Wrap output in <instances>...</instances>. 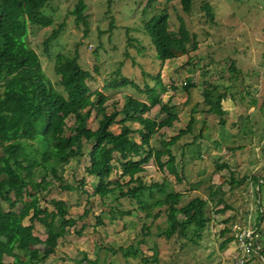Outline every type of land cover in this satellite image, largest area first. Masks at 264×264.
<instances>
[{"label":"rangeland","instance_id":"rangeland-1","mask_svg":"<svg viewBox=\"0 0 264 264\" xmlns=\"http://www.w3.org/2000/svg\"><path fill=\"white\" fill-rule=\"evenodd\" d=\"M74 1L48 0L45 11L52 16L53 22L47 26L28 27L27 41L55 86L56 75L51 67L53 55L57 52L72 54L75 50L79 63L93 76L87 81L90 88L99 89L108 96L105 100L107 111L119 108L125 94L143 98L132 86L103 88L104 77L115 68L133 78L140 87L143 82L154 83L149 74H160L166 87L160 92L161 100L169 99L176 118L169 125L156 128L153 121L166 115L159 105L139 111L148 123L144 130L152 132L150 145L161 146L164 139L185 126L190 115L193 119L190 130L169 146L180 179L167 167H158L152 158L142 163L140 170H131L124 176H119L121 169L117 165L108 170L106 178L120 182L139 177L145 183L165 178L168 187L182 192L180 203L195 195L209 198V190L219 184V191L214 195H222L228 206L216 212L214 209L221 207L223 202L218 205L207 202L205 211L210 219L198 235H190V238L177 233L169 238L156 234L157 227H168L162 208L153 220L144 219L149 233L141 234V220L136 211L108 219L109 208H127L130 203L121 197L116 200L111 196L100 198L92 192L91 183L95 178L84 171L87 158L82 152L64 164L61 171V183L77 186V189H62L58 180L47 176L51 181L48 190L37 193V197L32 193L23 197L25 206L38 201L51 208L50 197L64 199L68 204L67 230L44 256L43 264H78L76 259L83 253L86 258H96L95 264H229L238 252L234 239L222 247L219 242L231 234L232 224L255 228L253 237L258 232L264 234V182L261 178L256 181L250 178V175L264 178V109L258 107L264 94V0H192L188 12L181 10L179 0H153L143 15L140 10L145 0H84L86 33L83 24H76L74 15L69 12ZM202 1L208 2L213 19L210 20L200 7ZM163 7L169 13L171 29L177 25L175 13L183 16L188 29L195 33L197 46L160 64L149 37L142 30V23ZM59 21H63L62 28L45 55L42 39ZM110 21L112 26L108 28ZM128 37H131L129 41ZM231 60L237 72L228 68ZM184 81L189 82L187 90L181 86ZM203 85L213 87L214 96L217 92L224 93L220 100L223 121L206 110L208 104L201 94ZM119 117L117 115L116 119ZM86 123L95 127L93 112ZM126 123L131 128L140 126L137 121ZM110 128L117 132L120 125L115 122ZM132 134L138 140L136 133ZM166 157L163 154L160 160ZM218 163L226 165L216 166ZM230 172L234 178L245 177L233 187H229L228 182L220 184L221 177L229 180ZM20 206L18 203L14 209ZM28 222L25 216L23 223ZM223 227L227 230L220 232ZM33 233L44 238L45 228L33 221ZM142 235L144 240L137 242ZM257 249H264V241L255 244L245 264H264V257L255 253ZM141 255L153 260L143 262L139 259ZM15 258L4 256L3 260L10 264ZM80 264L91 263L84 258Z\"/></svg>","mask_w":264,"mask_h":264},{"label":"trees","instance_id":"trees-1","mask_svg":"<svg viewBox=\"0 0 264 264\" xmlns=\"http://www.w3.org/2000/svg\"><path fill=\"white\" fill-rule=\"evenodd\" d=\"M47 1L0 0V264H9L3 260L4 256L17 257L10 264H43L44 256L67 230L68 204L64 199L50 197L48 202L51 208L40 205L38 201L25 206L23 197L31 193L37 197V193L48 190L51 181L47 176L58 180V186L62 189H77V186L61 183V171L64 164L82 152H85L87 158L84 171L95 178L91 183L92 192L100 198L111 196L116 200L121 197L130 203L127 208H109V220H114L116 214L125 216L136 211L141 220L140 232L147 234L149 230L144 219L153 220L162 208L168 227H157V235L164 238H169L174 233L188 238L193 234L198 235L210 219L205 211L207 202L211 201L213 205L223 202L222 195H214L219 191V184L209 190L208 199L195 195L180 203L182 192L168 187L165 178L160 182L147 183L139 177L120 182L106 178L108 170L117 165L121 169L119 176H124L131 170H140L141 164L152 158L158 167H167L180 179L173 165L174 156L169 146L190 130L192 116L190 115L184 127L164 139L161 146L150 145L152 132L144 130L148 123L140 116L139 111L158 104L166 115L153 121L156 128L169 125L176 118V114L171 111L169 99L161 100L160 92L166 87L161 82L160 74H149L154 83L143 82L140 87L133 78L121 73L118 67L115 68L104 77L103 88L117 89L128 85L143 94V98L125 94L119 108L107 111L105 100L108 96L99 89L90 88L87 81L93 76L79 63L75 50L72 54L57 52L53 55L51 67L56 75L55 86L44 72L37 52L26 37L29 25L47 26L53 22L52 16L45 11ZM152 1L145 0L140 10L141 15L151 6ZM191 2L192 0H179L181 10L188 12ZM84 7V0H75L69 12L74 15L76 24H83V32L86 33ZM200 7L210 20L213 19L208 2L202 1ZM163 8H158L142 23V30L149 37L154 56L160 64L166 59L186 54L197 46L195 33L188 29L183 16L175 13L177 25L175 29H171L169 13ZM62 25L63 21H59L42 39V51L45 55H48L49 46L58 36ZM111 26L112 21L108 28ZM130 39L128 37L127 41ZM94 68L96 69L95 65ZM228 68L237 72L232 60ZM181 86L187 90L189 82L184 81ZM214 90L213 87L203 85L201 94L208 104L206 110L216 114L221 122L224 110L220 100L224 93L217 92L214 96ZM262 103L264 104V94L258 106L260 109H264ZM92 112L96 121L94 128L86 123ZM117 115H120L118 119ZM126 121H137L140 126L131 128ZM115 122L120 125L117 132L110 128ZM132 132L136 133L138 140ZM163 154L167 157L161 161L160 156ZM221 165L226 164H216ZM231 173L228 181L221 177L220 184L228 182L229 187H233L245 177L234 178ZM250 178L253 181L261 178L264 182L263 177L250 175ZM18 203L21 206L14 209ZM227 206L223 202L221 207L214 210L222 211ZM25 216L28 223H23ZM33 221L45 228L44 238L33 233ZM223 230L227 228L223 227L220 232H224ZM233 238L232 234L226 236L219 242V246L222 247ZM142 240L143 235L137 242ZM134 248L138 250L137 246ZM262 250L257 249L255 252L261 258L264 257V249ZM84 258L91 264L97 262L96 258H86L84 253L76 261L80 264ZM139 259L143 262L153 260L144 255Z\"/></svg>","mask_w":264,"mask_h":264},{"label":"built area","instance_id":"built-area-1","mask_svg":"<svg viewBox=\"0 0 264 264\" xmlns=\"http://www.w3.org/2000/svg\"><path fill=\"white\" fill-rule=\"evenodd\" d=\"M231 231L238 252L230 259L229 264H245L248 256L255 249L256 243L252 239L254 230L247 227L241 228L237 224H232Z\"/></svg>","mask_w":264,"mask_h":264},{"label":"crops","instance_id":"crops-1","mask_svg":"<svg viewBox=\"0 0 264 264\" xmlns=\"http://www.w3.org/2000/svg\"><path fill=\"white\" fill-rule=\"evenodd\" d=\"M230 228H231V226H230ZM248 228V227H247ZM249 229H251V228H249ZM255 228H253V230H254ZM231 234H232V231H231ZM254 234V233H253ZM233 235V234H232ZM234 239V238H233ZM253 240H254V242L257 244V243H261V242H263L264 241V234L263 233H261V232H258V234H256V236L255 237H253L252 238ZM258 239H260L259 241H256V240H258ZM263 239V240H262ZM232 240V239H231ZM234 243H235V240H234ZM235 247V249H236V245L234 246ZM234 254V253H233ZM235 254H236V252H235Z\"/></svg>","mask_w":264,"mask_h":264},{"label":"clouds","instance_id":"clouds-1","mask_svg":"<svg viewBox=\"0 0 264 264\" xmlns=\"http://www.w3.org/2000/svg\"><path fill=\"white\" fill-rule=\"evenodd\" d=\"M235 240V239H234Z\"/></svg>","mask_w":264,"mask_h":264}]
</instances>
